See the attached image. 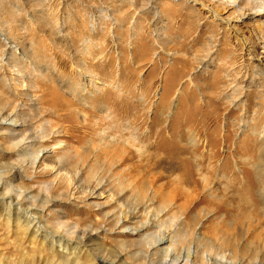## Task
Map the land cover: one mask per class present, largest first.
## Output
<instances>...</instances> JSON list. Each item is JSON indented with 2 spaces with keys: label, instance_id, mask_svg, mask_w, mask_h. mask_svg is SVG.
Listing matches in <instances>:
<instances>
[{
  "label": "rangeland",
  "instance_id": "obj_1",
  "mask_svg": "<svg viewBox=\"0 0 264 264\" xmlns=\"http://www.w3.org/2000/svg\"><path fill=\"white\" fill-rule=\"evenodd\" d=\"M263 8L0 0V264H264Z\"/></svg>",
  "mask_w": 264,
  "mask_h": 264
},
{
  "label": "bare ground",
  "instance_id": "obj_2",
  "mask_svg": "<svg viewBox=\"0 0 264 264\" xmlns=\"http://www.w3.org/2000/svg\"><path fill=\"white\" fill-rule=\"evenodd\" d=\"M262 10L264 12V8ZM191 163H192L191 161L190 162H186V160H185L184 166L188 169V171L186 172L187 176L184 177V178H181V180H180L183 185L182 184H175L168 191L169 198L172 199V200L173 199L174 200H180L181 204L179 206L180 207L183 206V208H186L190 203L193 206H196V205L202 203V199L204 198V196H202V188L205 187V186L202 187V176L200 178H198L197 180L195 178H193V176L195 175V170L192 168L193 164L191 165ZM196 170H197L199 175L202 173V168H198ZM193 172H194V174H193ZM190 178H192V179H190ZM199 179H201V180L199 181ZM256 187L257 186H256L255 182H251L249 179H247V181L244 184V186L233 188L232 194L230 195V197H224L222 200L220 199L221 203L225 205V202H222V201H225V200L234 201L235 199H237V200L240 199L242 201V205L244 207H247V205H250V204L254 205L257 202L255 203L253 201L252 196H253L254 190L257 189ZM164 196L165 195L161 196L162 197L161 198L162 201L164 200ZM12 200L9 198V202H11ZM163 203H165V202L163 201ZM16 204H18V202H16ZM18 205H17L16 208L13 207L14 209H16V211H19V209L22 207L21 205L20 206H18ZM8 206L10 207V205H8ZM28 208L29 207L23 208V212L22 213L24 215V220H25L24 222L26 223V225L28 224V227H29V224L33 225L34 223L37 224V222H33V219H29L28 220V218L30 217L31 214H37L38 212L37 211L31 212ZM36 210H38V209H36ZM16 214L18 216V213H16ZM27 214H28V216H27ZM147 225H145L144 228H146ZM35 227H36V230H34V233H37V231L39 230L38 224ZM44 235L47 236V233H45ZM56 236H58V235H50L49 237H56ZM60 238H62V237H60ZM156 241L163 242V241H165V237L161 236Z\"/></svg>",
  "mask_w": 264,
  "mask_h": 264
}]
</instances>
